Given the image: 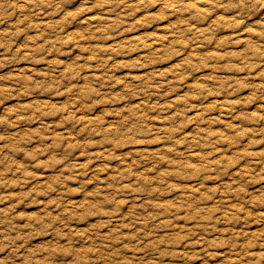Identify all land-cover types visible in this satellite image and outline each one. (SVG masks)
Returning <instances> with one entry per match:
<instances>
[{"label": "rangeland", "instance_id": "1", "mask_svg": "<svg viewBox=\"0 0 264 264\" xmlns=\"http://www.w3.org/2000/svg\"><path fill=\"white\" fill-rule=\"evenodd\" d=\"M0 264H264V0H0Z\"/></svg>", "mask_w": 264, "mask_h": 264}]
</instances>
